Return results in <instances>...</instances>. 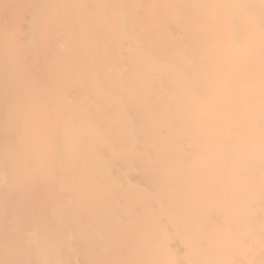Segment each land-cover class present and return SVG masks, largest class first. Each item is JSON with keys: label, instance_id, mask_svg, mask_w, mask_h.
<instances>
[{"label": "clouds", "instance_id": "clouds-1", "mask_svg": "<svg viewBox=\"0 0 264 264\" xmlns=\"http://www.w3.org/2000/svg\"><path fill=\"white\" fill-rule=\"evenodd\" d=\"M0 264H264V0H0Z\"/></svg>", "mask_w": 264, "mask_h": 264}, {"label": "bare ground", "instance_id": "bare-ground-1", "mask_svg": "<svg viewBox=\"0 0 264 264\" xmlns=\"http://www.w3.org/2000/svg\"><path fill=\"white\" fill-rule=\"evenodd\" d=\"M132 179H133V180H135V179H136V177H134V176H133V177H132Z\"/></svg>", "mask_w": 264, "mask_h": 264}]
</instances>
